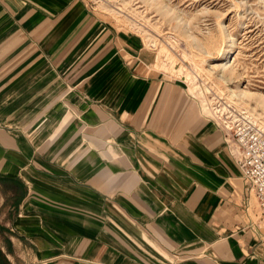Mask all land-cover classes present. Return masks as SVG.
I'll return each mask as SVG.
<instances>
[{"label":"crops","instance_id":"0c3cea01","mask_svg":"<svg viewBox=\"0 0 264 264\" xmlns=\"http://www.w3.org/2000/svg\"><path fill=\"white\" fill-rule=\"evenodd\" d=\"M150 61L83 0H0V220L26 264H264L223 130Z\"/></svg>","mask_w":264,"mask_h":264},{"label":"rangeland","instance_id":"374dc122","mask_svg":"<svg viewBox=\"0 0 264 264\" xmlns=\"http://www.w3.org/2000/svg\"><path fill=\"white\" fill-rule=\"evenodd\" d=\"M83 1L118 31L142 38L149 68L189 89L205 115L213 118L211 107L221 101L246 110L258 124L255 113L264 117L255 100L240 96L246 91L264 100V0ZM229 46L232 57L224 61L221 54ZM262 214L257 207L251 209L256 223ZM4 223L0 220V264L6 259L26 264L18 242L8 244Z\"/></svg>","mask_w":264,"mask_h":264},{"label":"built area","instance_id":"2783aa9c","mask_svg":"<svg viewBox=\"0 0 264 264\" xmlns=\"http://www.w3.org/2000/svg\"><path fill=\"white\" fill-rule=\"evenodd\" d=\"M211 109L215 117L212 120L223 130L225 141L249 185L250 196L264 213V131L246 110L231 108L221 101Z\"/></svg>","mask_w":264,"mask_h":264},{"label":"bare ground","instance_id":"6f19581e","mask_svg":"<svg viewBox=\"0 0 264 264\" xmlns=\"http://www.w3.org/2000/svg\"><path fill=\"white\" fill-rule=\"evenodd\" d=\"M231 46H229V49L227 50V51H223V53L221 54V59L222 60H224V61H228V60H230L231 59V57H232V49L230 48ZM226 66H227V64H225L224 66H223V68L225 69L226 68ZM240 96L241 97H246V98H250L251 100H255L256 101V103L258 104V106H261L263 109H264V100L262 99V98H253V97H251L246 91H240ZM238 97V96H237ZM239 98V97H238ZM255 117H257V119H258V121H259V124L255 121V123H257V125L262 129V128H264V117H262V115L261 114H258V113H255ZM213 118H215L214 116H213ZM263 130V129H262ZM264 131V130H263ZM254 197L253 196H250V210L252 209V208H255V207H257V208H259L260 209V207H259V205H258V203H257V201H256V199H255V201H253L254 199H253ZM261 210V209H260ZM262 211V210H261ZM264 214V213H263Z\"/></svg>","mask_w":264,"mask_h":264},{"label":"trees","instance_id":"16d2710c","mask_svg":"<svg viewBox=\"0 0 264 264\" xmlns=\"http://www.w3.org/2000/svg\"><path fill=\"white\" fill-rule=\"evenodd\" d=\"M0 255H2V257L4 258V256H3L2 252H1V250H0ZM3 262H4V264H8V263H9L7 259H6V260H3ZM9 264H10V263H9Z\"/></svg>","mask_w":264,"mask_h":264}]
</instances>
